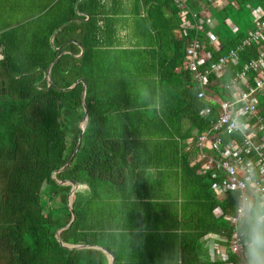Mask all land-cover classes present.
Segmentation results:
<instances>
[{
  "label": "trees",
  "instance_id": "obj_1",
  "mask_svg": "<svg viewBox=\"0 0 264 264\" xmlns=\"http://www.w3.org/2000/svg\"><path fill=\"white\" fill-rule=\"evenodd\" d=\"M226 1L218 11L207 0H187V6L219 24L264 2ZM77 2L28 0L25 22L0 27V264H109L99 249H68L56 239L72 216L71 184H59L67 180L78 187L75 219L59 232L65 244L100 246L115 264H225L210 261L202 239L211 233L228 238L237 228L251 245L230 252L229 261L255 264L250 250L264 252V239L254 242L264 238L258 219L264 205L251 194L244 216L236 224L225 220L238 215L240 193L218 199L211 173H201L196 148L186 141L212 127L219 106L211 98H230L224 84L256 56L257 45L245 47L240 64H228L222 77L209 78L200 98L185 64L194 33L182 35L173 0H80L79 13ZM246 24L215 33L219 49L206 44V63L243 40L254 28L252 16ZM50 65L57 88L84 83L47 88ZM83 101L80 146L59 171L78 143ZM215 207L223 216H214Z\"/></svg>",
  "mask_w": 264,
  "mask_h": 264
},
{
  "label": "built area",
  "instance_id": "obj_2",
  "mask_svg": "<svg viewBox=\"0 0 264 264\" xmlns=\"http://www.w3.org/2000/svg\"><path fill=\"white\" fill-rule=\"evenodd\" d=\"M173 2L178 9L182 35L187 37L194 33L185 50V64L199 88L198 97L207 96L205 90L209 78L222 77L228 64H240V55L245 47L257 45L256 56L242 63L224 84L230 98H211L219 106V114L212 127L200 133L194 132L186 141L187 148H196L201 173H211L214 179L211 189L218 199L225 197L228 192L240 193L238 215L224 216L225 220L236 224L244 216L251 194L257 195L260 204L264 205V115L259 113L260 98L264 97V2L255 7L248 5L254 28L247 31L236 47L209 63H206L201 52L206 44L219 49V37L214 32L217 21L213 16L201 19L195 10L187 6V0ZM207 3L218 11L225 7L227 1L207 0ZM231 4L236 6L234 2ZM224 21L232 32L238 31L229 18ZM208 111L206 107L201 114L206 115ZM237 122H242V130H237ZM230 135L237 136L238 140H227ZM213 214L218 218L223 216V211L215 207ZM258 219L264 221V212ZM202 240L208 249L210 261L220 259L225 264H232L229 261L230 252L241 253L251 245L242 239L237 228L228 238L211 233Z\"/></svg>",
  "mask_w": 264,
  "mask_h": 264
},
{
  "label": "water",
  "instance_id": "obj_3",
  "mask_svg": "<svg viewBox=\"0 0 264 264\" xmlns=\"http://www.w3.org/2000/svg\"><path fill=\"white\" fill-rule=\"evenodd\" d=\"M79 1H80V0H78V2H77V4H76V8H75L77 13H79V12H78V4H79ZM62 28H63V26L60 27V29H62ZM60 29H59V30H60ZM81 54H82V49H81V52H80L79 55H81ZM51 66H52V65H50V66L48 67V69L46 70V72H45V79H46V81H47V88H55V89H57V90H59V91H62V90L66 91V90L72 89L74 86H76V84H77L78 82H82V83H84V80H83V79H79V80H77L73 85H71V86L68 87V88H65V89L57 88V87L52 83L51 78H50V68H51ZM85 89H86V86H85V84H84V86H83V93H82V98H83V99H84V96H85ZM4 92H5V89H4V82H3V81H0V93H4ZM83 106H84V110H85V115H84L83 119L79 122L80 134H79V138H78V143H77L76 148H75V150H74L72 156L70 157V159L67 161V163H66V164H65V165H64L59 171L64 170V169L67 168V166L71 163V161H72L73 158L75 157V155H76V153H77V151H78V148H79V146H80L82 133H83V130H84L86 124H87V109H86V104H85L84 101H83ZM54 174H55V172L52 174V176H53V178L55 179ZM59 184H71V189H70L69 193L67 194V203H68V207H69V209H70V211H71V215H72V216H71V220H70V222L68 223L67 226L62 227V228H60V229H58V230L56 231L55 236H56V239L58 240V242H59L63 247H66V248H68V249H79V248H96V249H99V250H101V251H103L104 253L107 254V256H108V260H109V264H115V258H114V255L111 254V253H110L108 250H106L105 248H102V247H100V246H95V245H73V244H65V243H63V242L61 241V239H60V237H59V232H60L61 230L65 229V228H67L68 226H70L71 223H72V222L74 221V219H75V216H74V213H73V208H72V197H73V194H74L75 190H76L77 187H78V184H77V183H73V182H71V181H69V180L59 182Z\"/></svg>",
  "mask_w": 264,
  "mask_h": 264
},
{
  "label": "crops",
  "instance_id": "obj_4",
  "mask_svg": "<svg viewBox=\"0 0 264 264\" xmlns=\"http://www.w3.org/2000/svg\"><path fill=\"white\" fill-rule=\"evenodd\" d=\"M14 2H18V3H14ZM12 1V0H4L3 2V9H5V7L9 8L7 11V14H10V17L8 18L7 23H11L13 26L21 24L23 21L25 22V20L28 18L27 13H28V0H17V1ZM14 4L17 6H14ZM3 13V12H2ZM4 13L6 14V11L4 10ZM2 28H4L3 25H5L6 23H4L1 20ZM179 200L178 199V192H177V202H176V210L178 211L179 209ZM173 234H176L175 232ZM176 250H178V245L176 246ZM205 250L207 251V255H208V249L205 248Z\"/></svg>",
  "mask_w": 264,
  "mask_h": 264
},
{
  "label": "rangeland",
  "instance_id": "obj_5",
  "mask_svg": "<svg viewBox=\"0 0 264 264\" xmlns=\"http://www.w3.org/2000/svg\"><path fill=\"white\" fill-rule=\"evenodd\" d=\"M3 2L4 0H0V23H1V20L4 22V23H7L8 21V18L10 17L11 19V16L10 14H7V11L9 8L5 7V9H3ZM4 10L6 11V14L4 13ZM3 12V13H2ZM248 21H251V15L249 14V12L247 11H240L238 14H237V21H234L235 25L237 26V28L239 29H245L247 28L246 27V23ZM227 25L225 23V21H220L219 24L217 23L216 27L214 28V32L217 34L219 32H221L222 34H225L228 29H227ZM172 185V184H171ZM79 189L83 190V189H86V187H79ZM204 248H207L206 246H204ZM205 250V249H204ZM206 251V250H205ZM207 252V251H206Z\"/></svg>",
  "mask_w": 264,
  "mask_h": 264
},
{
  "label": "clouds",
  "instance_id": "obj_6",
  "mask_svg": "<svg viewBox=\"0 0 264 264\" xmlns=\"http://www.w3.org/2000/svg\"><path fill=\"white\" fill-rule=\"evenodd\" d=\"M237 130H242V122H237ZM260 239L264 238L258 236L254 242H258ZM250 255L253 257L255 264H264V252H261L258 248L250 250Z\"/></svg>",
  "mask_w": 264,
  "mask_h": 264
}]
</instances>
